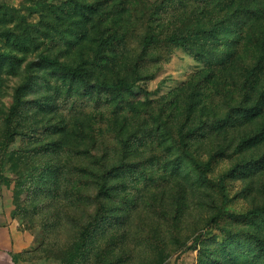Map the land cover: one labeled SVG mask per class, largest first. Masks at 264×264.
<instances>
[{
    "label": "rangeland",
    "instance_id": "374dc122",
    "mask_svg": "<svg viewBox=\"0 0 264 264\" xmlns=\"http://www.w3.org/2000/svg\"><path fill=\"white\" fill-rule=\"evenodd\" d=\"M79 1L95 4L101 13L120 12L110 18L109 13L104 25L119 17L127 34L106 66L93 65L91 81L124 78L136 92L128 95L122 110L100 106L81 87L69 90L40 61L41 54L69 65L95 61L97 30L90 24L86 35L79 36L81 30L67 15L70 0H0V139L17 91L22 100L11 122L18 133L8 146L0 178L1 259L61 264L98 206L91 173L123 161L131 170L128 183L109 206L124 223L103 227L81 264H98L99 255L115 264H208L207 255L219 252L226 231L264 236L261 226L231 216L264 204V141L240 145L264 123V114L189 145L187 151L199 165L213 159L209 183L200 182L192 167L173 168L174 148L149 116L162 109L171 113L175 131L193 98L198 103L193 126L199 119L211 122L235 105L231 97H242L238 91L247 63L218 70L207 80L204 65L181 48L159 43L143 50L141 37L149 27L159 24L155 31L163 39L187 25L175 15L168 18L162 6L155 22H149L148 10L156 0ZM2 54L10 55L12 63ZM165 99L170 102L163 105ZM126 135L128 154L119 141ZM215 216L217 223L212 222Z\"/></svg>",
    "mask_w": 264,
    "mask_h": 264
},
{
    "label": "trees",
    "instance_id": "16d2710c",
    "mask_svg": "<svg viewBox=\"0 0 264 264\" xmlns=\"http://www.w3.org/2000/svg\"><path fill=\"white\" fill-rule=\"evenodd\" d=\"M160 6L163 7V11L169 13L166 14L168 18L175 15L187 25L169 33L163 39L155 31V26H160L159 24L149 27L140 41L144 51L159 43H164L170 49L181 48L204 65L208 73L207 80L218 70L223 71L232 65L247 63L243 67V86H240L238 91L242 97L240 99L231 97L229 101L231 103L233 101L235 105H230L223 115L213 116L211 122L199 119L197 125L193 126L198 110V103L193 98L185 106L183 120L175 131L170 127L171 113L165 115L162 109L156 116L149 115L153 116L152 126L156 123L157 131H160L161 136L164 135L163 141H168L169 146L174 148L176 157L173 168L180 170L182 166L192 167L200 182L209 183L207 173L211 169L213 159L210 158L203 165H199L188 153L189 145L200 137L206 138L211 133L242 126L264 114V0H156L152 9L148 10L149 22H155V14L159 15ZM67 9L69 10L67 15L75 20L76 28L81 30L79 36L86 35V27L90 24L96 28L97 36L94 38L95 45L92 48L95 61L84 59L77 65H69L42 54L39 55L40 61L47 65L59 80L66 82L69 90L76 86L75 90L79 91L81 87L85 94L95 99L97 105L113 104L117 109L122 108L123 104L128 105V95H135L136 92L132 83L124 78H118L114 82L104 79L95 83L91 81L95 70L93 65L106 66L112 58V52L126 42L127 34L121 31V18L113 17L110 25H104L109 13L110 18L120 12L110 10L101 13L95 4L79 0H70ZM6 36H9L8 32ZM16 41L22 44L20 37H17ZM243 52L249 54V60H244ZM2 57L3 60L12 63L10 55L2 54ZM0 64L3 65L4 61L0 60ZM17 92L15 103L6 116V126L0 139V178L8 146L18 133L11 123L12 118L19 114L22 105L21 94ZM169 102L170 100L165 99L163 105ZM156 128L153 131H156ZM152 136L150 132V137ZM119 141L121 150L128 154V135ZM259 141H264V123L253 135L243 138L240 145ZM130 171L128 161H123L99 173H91L95 174L93 180L98 186L96 197L98 206L92 219L81 228L77 241L61 264H81L89 252L88 245L103 227L114 223L123 225V216L116 214V208L109 205L120 191H125ZM224 178L221 176L218 182L221 189ZM112 180L117 182V185L111 183ZM222 197L225 201L224 194ZM231 216L234 220L264 228V204ZM218 218L219 216L213 217L212 222L217 223ZM226 234L220 243L219 252L215 256L207 255L208 264H264V236L249 232L234 234L226 231ZM97 262L115 264L106 261L102 255L98 256Z\"/></svg>",
    "mask_w": 264,
    "mask_h": 264
},
{
    "label": "crops",
    "instance_id": "0c3cea01",
    "mask_svg": "<svg viewBox=\"0 0 264 264\" xmlns=\"http://www.w3.org/2000/svg\"><path fill=\"white\" fill-rule=\"evenodd\" d=\"M0 255H1V253H0ZM42 262H43L42 260H31L28 262H24V264H42ZM0 264H8V263H6L4 258L1 259V257H0Z\"/></svg>",
    "mask_w": 264,
    "mask_h": 264
}]
</instances>
